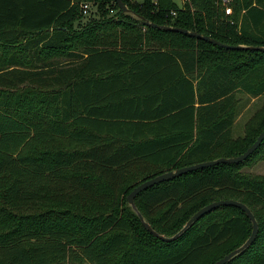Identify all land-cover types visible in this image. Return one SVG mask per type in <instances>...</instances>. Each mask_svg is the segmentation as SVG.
Instances as JSON below:
<instances>
[{"label":"trees","instance_id":"16d2710c","mask_svg":"<svg viewBox=\"0 0 264 264\" xmlns=\"http://www.w3.org/2000/svg\"><path fill=\"white\" fill-rule=\"evenodd\" d=\"M122 1L127 12L0 0V264H213L250 235L240 208L216 207L168 241L136 210L170 237L227 198L258 229L225 264H264V174L241 170L264 159V138L242 162L139 192L136 210L126 200L157 174L241 154L262 131L264 100L232 135L237 94L264 96V0H234L229 17L215 0Z\"/></svg>","mask_w":264,"mask_h":264},{"label":"water","instance_id":"95a60500","mask_svg":"<svg viewBox=\"0 0 264 264\" xmlns=\"http://www.w3.org/2000/svg\"><path fill=\"white\" fill-rule=\"evenodd\" d=\"M115 2L117 3L118 7L120 8V10L122 12L128 11L127 6L123 3L122 0H115ZM144 23L148 24L150 26H153V27L158 26L157 24H155L153 22H149V21H144ZM160 27L163 29L176 30V31L183 32V33H186V34L191 35V36H195V37L204 39V40L209 41L212 44L220 46L222 48H228V49H238V48H243V47L252 48L251 46L226 44V43H223L219 40H216V39H214L208 35H202V34L196 33L194 31H189V30H187L185 28H181V27H171V26H160ZM256 49L264 51V46H258V47H256ZM263 138H264V128L258 134V136L254 140V142L244 152H242L241 154H239L237 156L219 157V158H216L213 160L202 161V162H198V163L191 164L188 166H183V167H180V168H177L174 170L165 171V172L157 174L151 178H148V179L140 182L136 186H134L133 189L127 194L126 200H127L128 204L130 206H132V208L134 210H136V207L134 204V198L139 192L147 189L148 187H150L154 184H157V183L162 182V181H167V180L173 179V178L180 176L184 173H187L189 171H193V170L204 168V167H209V166L219 164V163H239V162H242L259 146V144L261 143ZM222 205H232V206L240 208L242 211L245 212V214L248 216V218L250 219V221L252 223V229H251V232H250V235L248 236V238L239 247L231 250L230 252H228L223 257H221L220 259H218L217 261H215L213 263V264H225L232 257H234L235 255L239 254L244 249H246L253 242V240L255 239L256 234H257V229H258L257 221H256L253 213L251 212V210L244 203H242L238 200H235V199H231V198L219 199V200L210 202L209 204H207V205L201 207L199 210H197L185 222V224L182 226V228L176 234H174L173 236H170V237L156 233L150 227V225L143 219L140 212H138L137 210H136V212H137L139 219L142 221L144 227L148 231H150L154 235L158 236L162 240L168 241V240H172L175 237H177L183 230H185L188 226H190L196 219L200 218L203 214L209 212L210 210H212L216 207L222 206Z\"/></svg>","mask_w":264,"mask_h":264},{"label":"rangeland","instance_id":"374dc122","mask_svg":"<svg viewBox=\"0 0 264 264\" xmlns=\"http://www.w3.org/2000/svg\"><path fill=\"white\" fill-rule=\"evenodd\" d=\"M177 3H180L181 0H175ZM90 3L91 11L95 10L93 2ZM91 16V15H90ZM88 18L89 16H85ZM82 19V22L86 20ZM237 101L235 105L236 116L234 123L232 125V135L238 137L243 135L245 130V125L247 120L253 115V113L260 108L264 100V96H251L245 93L237 94ZM244 172L254 173V174H264V159H259L252 166H246L241 169ZM69 264V263H68ZM89 264V263H82Z\"/></svg>","mask_w":264,"mask_h":264},{"label":"built area","instance_id":"2783aa9c","mask_svg":"<svg viewBox=\"0 0 264 264\" xmlns=\"http://www.w3.org/2000/svg\"><path fill=\"white\" fill-rule=\"evenodd\" d=\"M187 0H181V3L186 2ZM234 0H215V5L221 9L225 16H231L233 14V4ZM81 12L84 16H89L91 13L90 3L83 2L81 4ZM175 14L174 12H171Z\"/></svg>","mask_w":264,"mask_h":264}]
</instances>
